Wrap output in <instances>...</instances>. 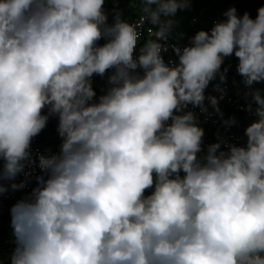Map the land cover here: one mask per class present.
<instances>
[{"label":"clouds","instance_id":"obj_1","mask_svg":"<svg viewBox=\"0 0 264 264\" xmlns=\"http://www.w3.org/2000/svg\"><path fill=\"white\" fill-rule=\"evenodd\" d=\"M105 3L0 0V213L35 181L8 209L9 264H264V6L181 47L168 35L192 0H142L135 23ZM232 56L256 119L243 144L205 145L195 109L238 123L220 108ZM52 118L59 149L34 156Z\"/></svg>","mask_w":264,"mask_h":264},{"label":"trees","instance_id":"obj_2","mask_svg":"<svg viewBox=\"0 0 264 264\" xmlns=\"http://www.w3.org/2000/svg\"><path fill=\"white\" fill-rule=\"evenodd\" d=\"M261 6H264V0H192L191 8L183 11H178L175 17V24L171 33L168 35L169 40L171 41H185L190 40L197 31L199 30H209L213 26V19L217 18L218 21L224 19L223 13L230 7H236L239 15H243L245 11L249 12L252 18H255L257 15V9ZM105 10L109 16V22L111 23L113 17V9L121 12L123 14V18L129 22H133L137 17L143 15V3L142 0H106ZM207 8V16H202L198 18V24L196 25V29H192L189 26V20L193 16L194 13L199 12L203 8ZM153 30H155V26H153ZM186 35L185 36H183ZM149 35H143L140 38V43L142 44ZM190 42V41H189ZM102 44L103 42L100 41ZM228 60L234 61L233 67H228V72L226 75V79L224 82L230 85L232 89L233 96L241 97V101L245 104V100L242 97L243 83L242 77L237 73L236 65L238 63L237 58L234 56L228 58ZM227 67V66H225ZM213 81L210 83L209 87L206 89V94L210 92H214L213 83H217ZM93 87L95 88L97 95L102 94V89L107 87V77L105 78H97L94 80ZM221 110L224 113V118L234 116L238 123L233 126L228 132H240L244 130L246 127V123L249 120L250 114L242 112L234 107H228L225 104L220 105ZM220 119V118H219ZM57 119L52 118L49 120L47 127L38 135L35 141L41 146H50L51 148L58 150L60 145V138L58 137L56 128H57ZM221 129L223 131L224 128L221 125ZM24 195V194H23ZM22 195V196H23ZM15 202H6V207L0 213V260H3V264H9V256L13 250V237L12 230L9 226L10 217L8 209Z\"/></svg>","mask_w":264,"mask_h":264},{"label":"built area","instance_id":"obj_3","mask_svg":"<svg viewBox=\"0 0 264 264\" xmlns=\"http://www.w3.org/2000/svg\"><path fill=\"white\" fill-rule=\"evenodd\" d=\"M206 11H207V8L205 7L202 10H200L199 12L193 14L191 19L189 20V26L192 29H194V30L196 29V27H197L196 25L198 24V18L199 17L207 16V12ZM143 15H140L139 17H137L132 23L137 22L140 19V17L143 16ZM216 21H218L217 18L213 19V23H215ZM149 28H153L152 25L148 24V23H144L141 37L144 34L145 35H149V31H148ZM183 36L186 37V35H184V34H183ZM189 41L190 40L187 39L185 41H177V42L175 41L174 42V41L169 40V38H168L167 42L169 44H171V45H178V46L183 47V46L187 45L189 43ZM102 42L104 43L103 40H102ZM164 58H165L166 61L169 60V59H173V60L176 59V57L173 54V52L171 51V49H169L168 53L164 54ZM225 66L233 67L234 66V61L228 60V58H226L222 68L225 67ZM97 78H99V76H94L93 80H95ZM217 83H220V81L218 80ZM221 87L226 89L227 95H226L225 99L220 102V105L225 104L228 107H234L235 109H238V110H240L242 112H245L244 110H242L243 107L245 106V104L241 101V97L233 96L232 91H231L232 89L230 88V85L228 83H226V82H223V83H221ZM254 87H258L262 91H264V83L256 84V85H254ZM208 94L215 95V96H219L220 95V93L216 92V91L207 93L206 95H208ZM206 103H207V101H206ZM195 112L200 116V126L203 127L204 130H205V137H204L205 145L213 143V142L216 141V139H217L216 133H217L218 130L230 142L243 144L246 141V137L244 136V130L241 131V133L240 132H228V131L225 132V131H223L221 129V126H220V119H219V117L216 114L213 113V110H212L211 107H209V113H213V114L211 116H208V117H205V115L200 114L198 108L195 109ZM255 119H256V117L253 114H250L249 120H248V122L246 123L245 126L247 127ZM37 137H35L33 142H32V150H33L34 156H38L40 154H43V155L47 156V155L52 154L53 152L58 151V150H55V149L51 148L50 146H41V145H39L35 141V139ZM37 174H39V168L35 169V172L33 173V177L35 175H37ZM20 179H23V177L21 176ZM34 183H35V181H34V178H33L32 182L28 185V187L26 189H23V190L17 191V192H11L10 191L3 198V210L5 209V207L7 205L6 202H15L17 199L21 198L23 194H25L27 191H30L31 187L34 186Z\"/></svg>","mask_w":264,"mask_h":264}]
</instances>
